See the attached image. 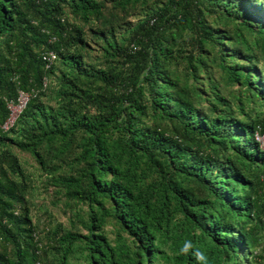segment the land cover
Wrapping results in <instances>:
<instances>
[{
	"label": "trees",
	"instance_id": "16d2710c",
	"mask_svg": "<svg viewBox=\"0 0 264 264\" xmlns=\"http://www.w3.org/2000/svg\"><path fill=\"white\" fill-rule=\"evenodd\" d=\"M106 1L0 0V124L19 89L31 94L15 124L0 129V264L45 263L52 248L54 264H69L76 250L86 264H196L178 254L185 240L209 264H242L247 250L259 259L264 149L255 133H264V112L251 116L246 104L264 105V8L162 0L116 34ZM109 1L122 10L147 2ZM70 15L92 23L104 63L84 60L90 50ZM215 47L227 80L247 93L235 107L217 85L206 92L199 82ZM46 50L56 55L49 67ZM53 74L48 105L41 97ZM13 146L67 206H86V217L82 207L70 216L84 233L59 226L46 228L48 244L39 238L25 196L30 175Z\"/></svg>",
	"mask_w": 264,
	"mask_h": 264
},
{
	"label": "rangeland",
	"instance_id": "374dc122",
	"mask_svg": "<svg viewBox=\"0 0 264 264\" xmlns=\"http://www.w3.org/2000/svg\"><path fill=\"white\" fill-rule=\"evenodd\" d=\"M162 0H147L146 4L143 6L142 4L136 5L135 8H129L128 10H122L118 7L113 6L112 2L109 0L105 2V13L106 15L111 14V19L113 21L114 32L119 34L123 32L126 28L132 26L140 17L143 16L142 7L148 6H156L160 5ZM256 2L262 5V9L264 8V0H256ZM69 19L76 24L82 26L84 31V38L88 44V50H90V56H84V60L86 62L93 63L95 65H99L104 63V58L102 57L101 50L99 47V42L93 37L89 28L91 27V22L83 23V21L69 16ZM227 43V40L224 44ZM207 68L200 72V83L205 86L206 92L210 91L211 85H217L221 94L225 95L228 99L231 100L232 105L235 107L238 102L237 95L241 94V88L236 83H231L227 80L226 74L223 69H221L217 62H219L220 58L218 53L216 52V47L213 48L210 55H207ZM257 65L262 70L264 75V58L261 56H257ZM226 60L228 62H232L233 60L226 56ZM61 67L59 61L56 62L55 73L59 72V68ZM56 85L55 74L51 76V87L48 89L44 95H42V101L48 105L55 104V100L53 99V89ZM247 93L241 94L244 96ZM254 106V105H253ZM251 104H246V110L251 114V116H255L257 113L263 116L264 105L258 103L253 107ZM252 107V108H251ZM239 116H243L241 114H237ZM13 151L17 154L20 159V162L23 168L29 173L30 180L25 184L26 185V198L28 200V204L30 206V215L32 221L35 223L37 230L39 232V238L43 242L49 243V234L46 228L49 231L62 226L65 229L77 230L81 233H84L86 230L82 227V225L75 221L74 226L71 225L70 216L72 212L78 207H82L81 215L86 217L84 211L86 209L85 205L77 204L71 206H67L65 203V199L56 194V187L51 185L48 181L47 173L43 171L40 165L35 161V159L28 153L19 150L16 147H12ZM72 207V208H70ZM104 231L108 235L110 240H114L115 238V223L114 220L109 218L106 224L103 226ZM259 236L261 238L260 241V249L258 250L260 254V258L250 259V255H248V250L244 252L243 258H241L242 264H250L248 259L252 264H264V228H261L259 231ZM259 245V244H258ZM242 252H240L241 254ZM59 251L52 248L51 251L45 254L47 258L45 259V263L43 264H54L56 257L58 256ZM257 261V262H256ZM69 264H86L84 257L81 255L79 250H76L69 255Z\"/></svg>",
	"mask_w": 264,
	"mask_h": 264
},
{
	"label": "built area",
	"instance_id": "2783aa9c",
	"mask_svg": "<svg viewBox=\"0 0 264 264\" xmlns=\"http://www.w3.org/2000/svg\"><path fill=\"white\" fill-rule=\"evenodd\" d=\"M55 52L53 50L43 51L41 53L42 60L46 63V66L49 67L55 60ZM30 92L26 90L19 89L14 100L7 101L8 116L0 124V129L6 131L10 129L16 122L18 116L26 106L27 102L30 99ZM255 138L260 142L261 147L264 149V133H260L259 130L255 133ZM36 264H41V262H36Z\"/></svg>",
	"mask_w": 264,
	"mask_h": 264
},
{
	"label": "clouds",
	"instance_id": "9594fccd",
	"mask_svg": "<svg viewBox=\"0 0 264 264\" xmlns=\"http://www.w3.org/2000/svg\"><path fill=\"white\" fill-rule=\"evenodd\" d=\"M178 254L185 255V256H188V255L192 256L195 259L196 264H209L208 256L203 251H201L199 248H197L192 242V240H185L182 246L180 247ZM38 261L41 262V264H43L42 261L40 260Z\"/></svg>",
	"mask_w": 264,
	"mask_h": 264
}]
</instances>
